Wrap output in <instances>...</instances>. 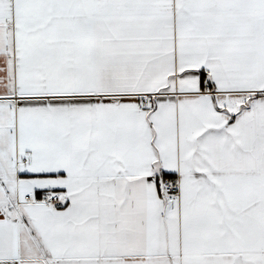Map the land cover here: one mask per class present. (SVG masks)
<instances>
[{"label":"snow or ice","instance_id":"snow-or-ice-1","mask_svg":"<svg viewBox=\"0 0 264 264\" xmlns=\"http://www.w3.org/2000/svg\"><path fill=\"white\" fill-rule=\"evenodd\" d=\"M0 264H264V0H0Z\"/></svg>","mask_w":264,"mask_h":264}]
</instances>
